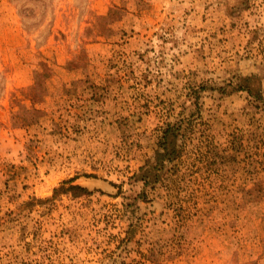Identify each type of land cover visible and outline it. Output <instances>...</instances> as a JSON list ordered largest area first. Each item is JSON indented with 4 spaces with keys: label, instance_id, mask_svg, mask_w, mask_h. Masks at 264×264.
I'll use <instances>...</instances> for the list:
<instances>
[{
    "label": "rangeland",
    "instance_id": "1",
    "mask_svg": "<svg viewBox=\"0 0 264 264\" xmlns=\"http://www.w3.org/2000/svg\"><path fill=\"white\" fill-rule=\"evenodd\" d=\"M0 264H264V0H0Z\"/></svg>",
    "mask_w": 264,
    "mask_h": 264
},
{
    "label": "trees",
    "instance_id": "2",
    "mask_svg": "<svg viewBox=\"0 0 264 264\" xmlns=\"http://www.w3.org/2000/svg\"><path fill=\"white\" fill-rule=\"evenodd\" d=\"M184 124L182 121H178L175 123H167L164 128L161 136L160 147L164 152H157L155 163H151L150 161L146 166L141 168V178L145 182V184H149L151 181H154L156 178V173H154V169L160 165L164 164L165 160H173L175 158V152L177 148V139L179 136L184 135ZM72 181V180H70ZM72 190H77L78 192H74ZM55 195L58 193H73V195H82V194H90L91 192L87 190V188L82 187L81 185H73L70 188H66L61 186L60 188H56L54 190Z\"/></svg>",
    "mask_w": 264,
    "mask_h": 264
}]
</instances>
